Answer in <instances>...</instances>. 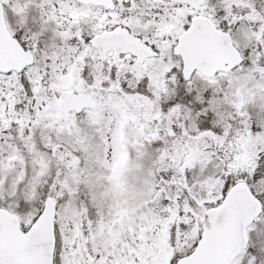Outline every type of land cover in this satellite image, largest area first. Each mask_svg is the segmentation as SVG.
I'll list each match as a JSON object with an SVG mask.
<instances>
[{
  "label": "snow or ice",
  "instance_id": "snow-or-ice-1",
  "mask_svg": "<svg viewBox=\"0 0 264 264\" xmlns=\"http://www.w3.org/2000/svg\"><path fill=\"white\" fill-rule=\"evenodd\" d=\"M0 264H264V0H0Z\"/></svg>",
  "mask_w": 264,
  "mask_h": 264
}]
</instances>
